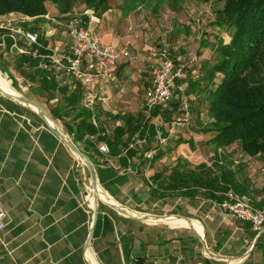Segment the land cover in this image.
<instances>
[{
    "label": "crops",
    "instance_id": "crops-1",
    "mask_svg": "<svg viewBox=\"0 0 264 264\" xmlns=\"http://www.w3.org/2000/svg\"><path fill=\"white\" fill-rule=\"evenodd\" d=\"M139 9L138 0H115L99 16L87 15V27L103 43L119 48L128 42L132 56L129 61L119 62L115 83L92 100L91 109L108 136L123 124L124 114H142L155 134L147 138L144 134L143 139L135 135L130 144L140 147L146 138L148 146L158 145L165 153L155 167L146 166L140 175L137 155L128 158L123 151L115 155L101 153L98 145L104 142H94L96 152L90 161L95 173V196L83 160L50 130L32 105L0 93V206L5 223L0 231V264H264V225L256 232L250 223L221 212L203 199L189 202L178 197L167 200L162 207L158 202L148 205L144 178L177 157L193 163L200 156L197 140L207 137H170L175 113L170 121H164L160 115L150 117L144 92L151 82V60L147 55L152 50L140 52L146 46L139 31ZM47 12L42 27L45 37L50 39L53 55L69 52L73 40L62 43L61 34L65 31L57 26L62 20L67 21L66 15L57 14L51 4L47 5ZM79 14L73 15L80 17ZM24 19L30 20H21ZM210 48L208 53L213 45ZM204 58L210 59L209 55ZM18 82L23 83L0 58V86L32 100L15 88ZM23 86L28 87L24 83ZM183 86L184 79L176 84L180 92ZM88 99L85 92L82 102ZM36 103L48 123L81 151L84 145L70 139L44 103V107ZM159 135L165 138L163 143H159ZM92 137L86 139L93 142ZM176 139L178 143L174 142ZM244 160L248 163L250 187L260 189L264 181L263 159L258 155L244 156ZM163 209L172 215L147 213H160Z\"/></svg>",
    "mask_w": 264,
    "mask_h": 264
},
{
    "label": "trees",
    "instance_id": "trees-1",
    "mask_svg": "<svg viewBox=\"0 0 264 264\" xmlns=\"http://www.w3.org/2000/svg\"><path fill=\"white\" fill-rule=\"evenodd\" d=\"M114 1L0 0V16L17 14L30 19L21 20L14 29L0 28V58L35 97L43 100L70 139L84 145V155L91 159L96 152L94 142H104L111 155L122 151L128 158L137 155V172L143 175L144 168L155 167L165 153L160 146L145 143L147 136L155 134L153 126H148L142 114H124L123 124L115 127L111 136L106 135L93 108L82 106L85 88L52 62L50 39L42 27L48 4L66 17L80 13V20L87 24L89 18L84 11L99 16ZM214 23L229 32V39L219 44L212 58L201 63L195 76L186 79L188 88L203 94L207 102L208 120L196 132L207 137L201 143L205 153H199L193 163L177 157L144 178L149 206L158 202L162 207L167 200L178 197L189 202L197 198L220 203L228 193L245 198L254 208L264 206V181L260 189L250 187L248 163L244 160V156L259 155L264 165V0H222ZM25 32L35 33L36 42H27ZM171 101L165 110L151 109L150 117L160 115L170 121L177 108V102ZM144 134L145 142L140 147L129 145L135 135L143 139ZM87 136H94V141ZM189 143L193 148L191 139ZM151 149L152 158H145L143 153ZM257 197L261 199L257 201Z\"/></svg>",
    "mask_w": 264,
    "mask_h": 264
},
{
    "label": "rangeland",
    "instance_id": "rangeland-1",
    "mask_svg": "<svg viewBox=\"0 0 264 264\" xmlns=\"http://www.w3.org/2000/svg\"><path fill=\"white\" fill-rule=\"evenodd\" d=\"M138 1L140 5L139 16L141 17L139 31L141 32V36L146 40L142 39L146 47L143 46L145 48L140 49V52L146 53L148 51L146 49L150 48L154 54L152 60L153 58L159 59L160 57L171 60L174 64L181 66L185 74L184 78L181 79H184L186 86H183L181 92L176 88L173 92V96L175 97L172 100L177 101L175 114L180 113V102L184 98L191 115L187 120L186 126L177 130L170 137H179L180 139V137H189L190 134H198L196 132L208 120L205 110L207 102L203 94H196L188 88V80L186 79L189 76H195L200 67L199 65L206 60L204 57L209 55L212 58L219 44L227 42L229 39V32L221 26H216L214 23L216 11L221 7L222 0ZM21 19L22 17L16 14L11 18L2 16L0 17V28H15ZM78 19H80L79 16L72 14L66 17V22L64 20L59 22L61 25L57 26H61L60 29L62 30L60 31H65L66 33L61 34L62 39L60 41L62 43H68L69 38L71 41L73 40L68 30V24ZM50 24L48 23L47 26L52 27ZM212 45L214 48L212 51L210 50L211 53H208V49ZM182 80H178L176 84L180 85ZM14 86L16 89L18 88L22 91L23 94L32 98V100L40 102L42 107H44L45 103L43 100L35 97L27 86H23L22 82L15 83ZM45 106L47 107L46 104ZM197 141L200 143V146L198 145V152L204 154L203 150L205 151L206 148L201 146L204 140ZM159 212L152 211L147 213L153 215H172L164 209Z\"/></svg>",
    "mask_w": 264,
    "mask_h": 264
},
{
    "label": "built area",
    "instance_id": "built-area-1",
    "mask_svg": "<svg viewBox=\"0 0 264 264\" xmlns=\"http://www.w3.org/2000/svg\"><path fill=\"white\" fill-rule=\"evenodd\" d=\"M86 15H93L91 10L84 11ZM68 30L73 37L69 47V52L59 56L52 55L50 58L57 69H62L66 76L78 81L89 95V99L82 102V106L91 109L92 100L101 93L105 87L114 84L116 81L115 69L121 60L129 61L132 56L129 51L128 42H124L119 48L112 47L102 42L99 35L89 29L80 19L71 21ZM24 38L27 42H36V34L25 32ZM152 51L147 55L151 60L148 70L151 76L150 85L144 92V103L146 108L158 107L165 110L176 89V81L184 78L183 68L174 64L173 61L160 57L153 58ZM181 111L171 121L169 133L173 134L177 130L186 126L190 118L188 104L184 98L180 102ZM159 143H163L165 138L157 136ZM89 138H93L89 136ZM131 146V144H130ZM101 153H108V147L104 143L98 145ZM154 150H148L144 157L151 159ZM198 158H196L197 160ZM221 212L226 213L238 220L251 224L254 231L258 232L264 225V206L254 208L245 198H241L228 193L226 198L220 203H212ZM4 213L0 206V231L4 228Z\"/></svg>",
    "mask_w": 264,
    "mask_h": 264
},
{
    "label": "water",
    "instance_id": "water-1",
    "mask_svg": "<svg viewBox=\"0 0 264 264\" xmlns=\"http://www.w3.org/2000/svg\"><path fill=\"white\" fill-rule=\"evenodd\" d=\"M0 93L3 94L5 97H8V98L13 99L15 101H18V102H21V103H25V104H31V105H33V106L36 107V110H37L36 113L42 119V121H44L47 124V126L50 128V130L55 135H57L59 138H61L67 144V146L69 147V149L75 155H77L80 159L83 160V162L85 163V165L88 168L89 173L91 175V185H92L93 192H94V194L96 196L97 189H96L95 173H94V170H93L92 163H91L90 159L86 155H84L69 139H67L66 137H64L63 134L60 132V130L58 128L51 127V126L48 125V123H47V121L45 119V113L43 112V110L38 106V104L34 100L28 99V98L23 97L21 95L12 96V95H9L7 93L2 92L1 89H0ZM120 207L125 208L123 206H120ZM125 209L130 211V209H127V208H125ZM122 213H124L126 215H129L131 217H134L136 219H139V220H142V221H146V220H143L140 217L136 216L135 214L125 213V212H122Z\"/></svg>",
    "mask_w": 264,
    "mask_h": 264
},
{
    "label": "bare ground",
    "instance_id": "bare-ground-1",
    "mask_svg": "<svg viewBox=\"0 0 264 264\" xmlns=\"http://www.w3.org/2000/svg\"><path fill=\"white\" fill-rule=\"evenodd\" d=\"M0 89H1L2 91H4L5 93L9 94V95H12V96H18V94H17L16 92H14V91H12V90H9V89H6V88L3 87V86H0ZM30 105H31V104H30ZM32 108H33V110H34L35 112L37 111L35 106L32 105ZM45 119H46V121H47V116H46V115H45ZM47 123H48V121H47ZM48 125L51 126L49 123H48ZM51 127H53V126H51Z\"/></svg>",
    "mask_w": 264,
    "mask_h": 264
}]
</instances>
